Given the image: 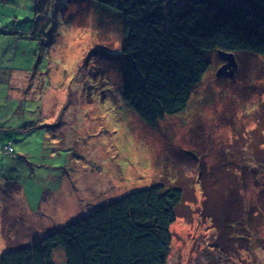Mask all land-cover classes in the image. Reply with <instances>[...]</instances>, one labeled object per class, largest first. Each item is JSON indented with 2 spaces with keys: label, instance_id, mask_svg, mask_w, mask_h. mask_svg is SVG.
<instances>
[{
  "label": "rangeland",
  "instance_id": "rangeland-1",
  "mask_svg": "<svg viewBox=\"0 0 264 264\" xmlns=\"http://www.w3.org/2000/svg\"><path fill=\"white\" fill-rule=\"evenodd\" d=\"M57 1L53 31L0 44V255L160 184L182 192L167 264H264V57L246 60L245 74L236 58L232 79L209 53L188 109L152 127L121 94L119 20L88 0ZM252 159L258 170L235 185ZM245 205L258 233L248 251Z\"/></svg>",
  "mask_w": 264,
  "mask_h": 264
},
{
  "label": "trees",
  "instance_id": "trees-1",
  "mask_svg": "<svg viewBox=\"0 0 264 264\" xmlns=\"http://www.w3.org/2000/svg\"><path fill=\"white\" fill-rule=\"evenodd\" d=\"M88 1L119 20L123 32L121 94L139 119L152 127L188 109L194 90L210 68L209 53H231L238 59L264 57V0ZM39 2L47 5L43 16H37ZM57 2L16 0V8L26 6L30 18L21 23L19 33L7 39L19 43L38 31H53L51 21L56 17L51 20L50 15ZM33 19L35 24L28 30ZM2 31L0 24V35ZM4 119L0 110V122ZM259 120L256 127L264 125V116ZM5 150L14 154L11 143ZM260 164L252 159L245 164V171L235 168V185L240 183L239 172L257 171ZM237 190L240 195V185ZM260 191L264 193V186ZM222 195L229 208L234 194L228 196L230 193L223 191ZM208 196L212 200L213 193ZM181 201L180 189L164 190L154 184L99 206L32 246L2 253L0 264H167L171 226ZM249 209L244 206L246 213L240 222L244 236L239 232L247 251L258 235L252 231L255 218Z\"/></svg>",
  "mask_w": 264,
  "mask_h": 264
},
{
  "label": "crops",
  "instance_id": "crops-1",
  "mask_svg": "<svg viewBox=\"0 0 264 264\" xmlns=\"http://www.w3.org/2000/svg\"><path fill=\"white\" fill-rule=\"evenodd\" d=\"M29 1L30 0H24V2L27 3ZM31 1L33 2V4H35L34 0ZM15 3L16 0H0V24L3 29L0 35V44L2 42H5L8 37L14 36V33H19L18 31L22 30L20 26L21 23L30 18L27 15V7L25 6V9H17ZM2 51L3 50L0 48V54L2 53ZM21 73L22 71H19V74Z\"/></svg>",
  "mask_w": 264,
  "mask_h": 264
},
{
  "label": "water",
  "instance_id": "water-1",
  "mask_svg": "<svg viewBox=\"0 0 264 264\" xmlns=\"http://www.w3.org/2000/svg\"><path fill=\"white\" fill-rule=\"evenodd\" d=\"M218 55L226 63L219 69L218 77H234V69L237 68L236 56L231 53L218 52Z\"/></svg>",
  "mask_w": 264,
  "mask_h": 264
},
{
  "label": "bare ground",
  "instance_id": "bare-ground-1",
  "mask_svg": "<svg viewBox=\"0 0 264 264\" xmlns=\"http://www.w3.org/2000/svg\"><path fill=\"white\" fill-rule=\"evenodd\" d=\"M215 56H216V55H215ZM215 56H214V57H215ZM214 57H213V58H214ZM253 58H254V57L249 56V55H248V56H243V60H242V62H241V66H240L241 69H242V68H243V69H242V70H239V71H238V74H240V73L245 74V72H246V68H247L246 60H250V59H252V61H253ZM216 59H219L221 63H224V64L226 63L223 59H221V58L218 57V56L216 57ZM212 61H213V60H212ZM212 61H211V64H212ZM224 64H223V65H224ZM223 65H222V66H223ZM65 201H66L65 198H64V200L61 199V203H62V204H63V202H65Z\"/></svg>",
  "mask_w": 264,
  "mask_h": 264
}]
</instances>
